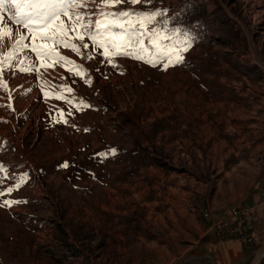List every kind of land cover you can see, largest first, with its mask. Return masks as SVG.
I'll return each instance as SVG.
<instances>
[{"label": "rangeland", "instance_id": "obj_1", "mask_svg": "<svg viewBox=\"0 0 264 264\" xmlns=\"http://www.w3.org/2000/svg\"><path fill=\"white\" fill-rule=\"evenodd\" d=\"M82 2L101 19L105 0ZM125 9L164 10L147 28L193 37L183 62L163 67L156 46L178 41L159 36L145 37L143 51L117 37L116 50L133 55L109 47L111 59L103 48L90 46L95 55L84 59L37 36L84 75L55 55L45 70L30 47L13 52L6 41L0 50V188L27 174L0 196V264H206L208 226L219 232L217 218L240 212L264 184V0L107 4ZM3 23L27 33L7 16ZM30 64L36 70H20ZM8 199L20 202L5 207Z\"/></svg>", "mask_w": 264, "mask_h": 264}, {"label": "snow or ice", "instance_id": "obj_2", "mask_svg": "<svg viewBox=\"0 0 264 264\" xmlns=\"http://www.w3.org/2000/svg\"><path fill=\"white\" fill-rule=\"evenodd\" d=\"M112 5L122 3L123 0H105V5L101 6L100 16L101 19H93L95 13L86 12L84 9L87 4L82 0H0V50L3 49L5 42H10L9 47L15 51H22L24 49L31 48V52L40 57V67L47 70L48 68H55V64H44L45 57L55 55L59 59L68 63H72L76 69L75 75H84L88 72L86 68L81 64H77L75 61L70 60L69 57L63 56L61 53L56 52L55 48L50 47L47 44L38 45L35 43L37 36L41 40H51L59 45L70 48L74 53L81 55L84 59H92L95 52H89L88 49L91 46L93 49L99 47L103 48L102 55H109V47L113 49L114 55L132 56V51L121 52L117 51L119 45L116 44L117 37H123L126 34V39L123 41V47L136 43L141 45L137 51H143V40L145 37L152 40L155 44V37L159 36L161 41L176 39L178 43L169 49L164 45L161 47L157 45V51L161 56L167 58V62L163 64V67L167 69L176 63L183 62V54L188 51L189 47L193 43V37L188 33H182L179 28L172 29V35L160 36L158 31H151L147 28L149 22L155 21L156 17L164 15V10L153 9L151 11H138L136 9H125L120 11L107 10V4ZM131 4L140 3L141 0H129ZM150 2V0H149ZM5 16L9 23L22 26L27 29V33L21 34L19 28L15 33L12 27H5L3 21ZM62 17H67L69 23L66 25L65 20ZM131 17H136L134 21ZM158 23V21H157ZM166 24L167 21H164ZM77 36L70 38L69 33L77 31ZM113 28H119L120 33H112ZM31 35L32 43L29 45L25 43ZM107 34V35H106ZM102 37V38H98ZM86 39L91 42L89 44ZM74 41H78L74 42ZM83 50V51H82ZM2 55V52H0ZM12 53L5 59L11 60ZM136 58L143 59V56L137 55ZM159 59V58H158ZM157 60H149L147 62L156 64ZM11 66V65H10ZM21 71H34L36 70L35 64H30L28 67H22ZM72 71V69H69ZM4 72L2 64H0V74ZM89 84L91 80L87 81ZM6 83V82H5ZM2 86V85H0ZM68 92H72V89L67 85H63ZM57 99L65 100L66 98L61 95L56 96ZM71 102V101H68ZM80 106H88L83 100L80 101ZM61 117L63 116V110H60ZM57 122H60L59 120ZM67 123V119L63 120ZM111 151V150H109ZM108 153H101L100 155H107ZM63 167H68L65 163ZM0 172L4 173V178H7L5 166L0 165ZM27 174H20L18 179L20 183L14 186H8L6 188H0V196L11 194L16 191L23 182L26 181ZM15 200H4L3 205L9 207L12 204L19 203Z\"/></svg>", "mask_w": 264, "mask_h": 264}, {"label": "crops", "instance_id": "obj_3", "mask_svg": "<svg viewBox=\"0 0 264 264\" xmlns=\"http://www.w3.org/2000/svg\"><path fill=\"white\" fill-rule=\"evenodd\" d=\"M262 189L264 184L261 182L255 185L238 206L263 202ZM256 227L259 230L264 229V205H260L258 209ZM205 235L202 249L206 264H248L252 252L257 247L256 244H247L234 235L217 232L212 225L208 226Z\"/></svg>", "mask_w": 264, "mask_h": 264}, {"label": "built area", "instance_id": "obj_4", "mask_svg": "<svg viewBox=\"0 0 264 264\" xmlns=\"http://www.w3.org/2000/svg\"><path fill=\"white\" fill-rule=\"evenodd\" d=\"M264 195V189L261 190ZM261 203L243 206L240 212H231V209L217 218L216 228L219 232L228 235H234L247 244H257L264 239V229L259 230L256 227L257 213ZM207 211L205 216H210Z\"/></svg>", "mask_w": 264, "mask_h": 264}, {"label": "water", "instance_id": "obj_5", "mask_svg": "<svg viewBox=\"0 0 264 264\" xmlns=\"http://www.w3.org/2000/svg\"><path fill=\"white\" fill-rule=\"evenodd\" d=\"M264 260V243L255 251L248 264H261Z\"/></svg>", "mask_w": 264, "mask_h": 264}, {"label": "trees", "instance_id": "obj_6", "mask_svg": "<svg viewBox=\"0 0 264 264\" xmlns=\"http://www.w3.org/2000/svg\"><path fill=\"white\" fill-rule=\"evenodd\" d=\"M261 264H264V260H263V262Z\"/></svg>", "mask_w": 264, "mask_h": 264}]
</instances>
